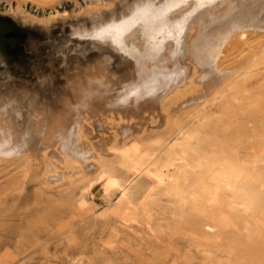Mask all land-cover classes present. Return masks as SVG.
<instances>
[{
	"label": "rangeland",
	"instance_id": "374dc122",
	"mask_svg": "<svg viewBox=\"0 0 264 264\" xmlns=\"http://www.w3.org/2000/svg\"><path fill=\"white\" fill-rule=\"evenodd\" d=\"M16 1L0 0V15L6 16L24 35L19 42L17 53L13 55H9L3 48L0 35V111L8 118L11 134L18 136L16 142L24 144L23 149L28 153L0 160V264H264V232L237 233L238 237L241 235L238 238L241 243L235 247L234 254L228 253V245H223L225 247L222 246L221 249L219 245L210 246L215 251L208 248L211 252L207 253L187 241L179 232H171L170 237L169 232L165 234V231H162L164 234L160 232L161 237V230L158 228L164 215L161 209L155 210L145 218L137 217L136 223L123 222L119 218L121 215L111 212L118 205L120 191L124 186H131L133 182L137 184L139 181L140 184L144 181L146 184L148 179L143 173H139L135 178L132 177L135 175H129L122 186L105 189L101 181L93 178L95 164L97 160L113 159L111 150H105V146L112 140L120 142L128 136L121 132L125 124L132 123L135 129L130 134L142 138L149 135L165 136L167 128L162 121L163 111H160L159 103L141 100L138 107L132 106V111L129 110L128 115L122 117L124 120H121V123L117 118L114 124H106L95 117L89 118L88 124H85L86 130L80 138L85 146V158L73 160V164L77 165L75 170L72 169L71 163L64 161L60 155L61 149L54 150L51 145L41 141L37 133L31 131L30 124L34 113H37V116L42 114V110L57 113L59 101L69 95L68 83L76 74L106 66L108 73L122 75L132 67V60L115 48L109 39L81 37L75 30L91 29L94 24L109 20L112 14L119 15L133 0H30L32 3L21 1L20 13L12 11ZM189 10L182 8L176 16L177 19H182ZM255 14L259 21H264V0L211 1L208 6L199 10L194 28L191 33L181 38L179 49L183 48L185 51L188 50V45H191L190 49L196 51L195 54L199 57L208 47L204 42L209 41L218 30L226 24L236 23L243 15L254 17ZM212 18L216 23L212 22ZM254 29L259 31L253 32L250 29L246 32L250 40L248 44L264 43V26ZM257 34L261 36L257 38ZM215 39L209 42L210 45ZM242 45L239 41L228 43L227 49L222 53L225 57H216L215 61L219 60L211 66L205 67L194 62V71L189 73L192 80L188 85L182 86L179 100H175L174 104L172 101L169 104L168 101L166 105L175 110L178 108L177 114L185 113L197 106L202 101V95L209 92L213 85L232 79L233 67L246 54V51L241 53L242 48L246 47ZM173 50L174 42L170 41L163 55L171 56ZM254 89L243 92L244 95L248 94L244 99V104L247 105L244 111L239 112L238 102L233 101L232 108H235V113L228 120L230 134L239 135L233 134L235 129L232 128L236 127L237 132L241 134V141L245 144L252 142L250 134L253 128L264 127V89L260 91L258 88L257 92ZM259 92L262 94V101L255 106L257 114H253L254 105L248 106L247 103L252 104ZM189 100L194 102L190 103ZM200 104L198 107H201ZM208 107L210 110L213 108L211 112H217L216 104H210ZM258 108L260 111H256ZM248 111H252L255 116ZM247 131L251 133L248 134ZM61 154L69 158L63 150ZM22 169L28 171L23 173ZM22 174H25V177ZM20 177L23 179L20 180ZM87 183L89 184L86 186ZM104 212L112 216L107 217V220L103 216ZM195 248H198V251ZM217 250L221 251L220 256ZM221 255L224 257L223 261ZM216 256L221 257V260Z\"/></svg>",
	"mask_w": 264,
	"mask_h": 264
},
{
	"label": "bare ground",
	"instance_id": "6f19581e",
	"mask_svg": "<svg viewBox=\"0 0 264 264\" xmlns=\"http://www.w3.org/2000/svg\"><path fill=\"white\" fill-rule=\"evenodd\" d=\"M21 1L31 2L17 0L16 5L12 6V11L21 12ZM211 1L217 0H133L119 15L112 14L109 20L94 24L91 29L75 30L81 37L109 39L115 48L132 60V67L122 75L108 73L106 66H103L104 69L102 67L76 74L68 83L69 95L59 101L57 113L46 110H42V114L38 116L34 113L30 126L31 131L37 133L46 145H51L56 151L61 149L60 155L65 162L71 163L73 169L77 167L73 164L74 159L85 158V146L80 138L86 130L85 124H88L89 118L95 117L106 124H114L117 118L121 123V120H124L122 117L128 115L129 110L132 111V106L138 107L141 100L159 103L160 111H163L162 121L167 128L165 136L149 135L142 138L130 134L135 129L131 122L125 124L121 132L128 136L120 142L112 140L105 146V150H111L113 159L97 160L93 178L101 181L105 189H113L115 186H122L129 175H135L132 176L135 178L139 173H143L148 182L140 184L139 181L137 184L133 182L135 185L130 183L131 186H124L120 191L118 205L111 210L112 213L121 215L119 218L123 222L136 223L137 217L145 218L155 210L161 209L164 215L161 218L163 223L160 222L158 226L161 230L159 235L165 231V234L169 232L168 236L172 237L171 232H179L187 241L201 248V251L210 253L213 249L210 246L219 245L221 249L223 245H228V253L234 254L235 247L241 243L238 239L241 235L238 237L237 233L264 232V127L257 129V126L252 129V133L247 131L252 134V142L245 144L241 141V134L237 132L236 127L232 128L235 129L233 134L239 135L230 134L228 122L229 117L235 113V108H232L233 101L238 102L236 103L239 112L244 111V108L247 109L244 99L248 94L244 95L243 92L254 87L260 91L264 89V43L250 45L246 34L250 29L258 32L259 28L254 27L264 26V21H259L255 14L254 17L243 15L236 23L226 24L208 39L209 41L204 42L208 47L199 57L195 54L196 51L190 49L191 45H188V50L179 49L181 38L191 33L194 28L199 10L208 6ZM182 8L190 10L179 20L176 16ZM212 22L216 23L214 18ZM256 36L258 38L261 35ZM213 39L215 40L210 45ZM170 41L174 42L172 55H163ZM232 41H239L243 44L242 47L246 46L241 50V53L246 51V54L233 67V78L221 83L219 81L210 89L209 85V92L201 94V107L196 104L193 109L178 114V108L175 110L168 107L166 103L178 101L182 86L192 80L189 73L194 71L193 63L201 66L213 65L219 60L215 61L216 57H225L222 53ZM254 98V101H250L252 104H247L254 105L253 114H257L255 106L262 101V94L259 92ZM199 99L196 98L197 101H200ZM182 104L184 106L185 102ZM210 104L217 105L216 113L211 112L213 108L208 109ZM258 110L259 108L256 111ZM1 113L0 111V160L17 155L20 157L26 152L23 149L24 144L16 142L18 136L11 134L8 118ZM250 113L252 114V111ZM249 116L247 115L248 118ZM104 143L106 144V141ZM101 145L103 146L102 143ZM62 150L69 158L61 154ZM95 168L93 166V170ZM22 171L24 173L28 169ZM22 179L20 177V180ZM103 216L107 218L112 214L104 212ZM198 248L195 249L198 251ZM218 253L220 256L221 251ZM236 254L235 256H238ZM216 258L221 260V257ZM223 259L224 257L222 261Z\"/></svg>",
	"mask_w": 264,
	"mask_h": 264
},
{
	"label": "trees",
	"instance_id": "16d2710c",
	"mask_svg": "<svg viewBox=\"0 0 264 264\" xmlns=\"http://www.w3.org/2000/svg\"><path fill=\"white\" fill-rule=\"evenodd\" d=\"M0 35L6 52L9 55L16 54L20 47L19 42L24 36L22 30L13 26L6 16L0 15Z\"/></svg>",
	"mask_w": 264,
	"mask_h": 264
}]
</instances>
